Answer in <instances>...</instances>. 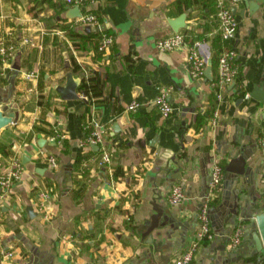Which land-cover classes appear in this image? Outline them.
<instances>
[{
	"label": "crops",
	"instance_id": "crops-1",
	"mask_svg": "<svg viewBox=\"0 0 264 264\" xmlns=\"http://www.w3.org/2000/svg\"><path fill=\"white\" fill-rule=\"evenodd\" d=\"M174 1L91 0L86 8L97 14L114 37L112 45L95 59L92 43L84 40L75 47L67 34V24L78 32L87 31L71 16L74 5L64 0H0V35L13 32L14 64L20 66L9 96L15 69L0 55V105H10L16 117L0 130V144H10L12 150L8 155L0 153V172L14 158L25 166L22 178L13 183L0 207V247L13 250L11 257H0V264H26L32 247L41 252L40 257L50 258L51 264L142 261L151 244L141 226L153 213L154 200L188 223L182 239L177 229L167 237L166 227L160 228L163 233L157 238L166 241L161 251L165 258L160 260L173 264L195 236L213 161L226 165L232 151L236 156L243 149L249 155L250 170L246 182L240 175L239 181H232L223 166L224 176L210 207L240 182L250 196L264 190V151L258 144L264 131V100L259 98L264 95V0H241L235 6L238 30L231 43L237 50L239 73L220 97L214 85L217 61L212 60V78L205 74L207 65L203 75L194 76L186 60V45L167 51L155 45L157 38L176 32L169 19L184 12L186 26L178 31L188 30L187 42L203 38L211 45L218 34L214 0L206 9L196 3L183 12L171 6ZM207 12L208 18L204 17ZM25 37L34 44L25 42ZM211 48L212 59L218 53ZM72 56L82 67L104 74L101 96L86 97L77 89L78 98H61L56 85L66 82L67 73L81 77V72L72 70ZM161 86L171 87L172 110L166 116L151 103ZM133 99L144 104L136 111L127 110L126 104ZM214 110L216 123L210 119ZM92 117L105 130L113 165L120 164L124 174L113 177L107 167L91 162L88 174L80 179L81 194H76L69 169L79 154L94 150L81 143L83 120ZM36 123L55 134L33 131L29 136ZM57 133L64 135L68 147ZM49 154L56 157V167L49 164ZM174 183L185 188V197L171 204L167 196ZM42 192L48 198L44 210H39ZM28 205L33 207V216L26 210ZM211 227L212 237L198 242L189 264H220L226 259L225 251L237 247L244 255L250 252L246 229L234 247L229 241L234 227L216 218L211 219ZM261 258L256 264H264ZM244 260L249 264L251 259Z\"/></svg>",
	"mask_w": 264,
	"mask_h": 264
},
{
	"label": "built area",
	"instance_id": "built-area-1",
	"mask_svg": "<svg viewBox=\"0 0 264 264\" xmlns=\"http://www.w3.org/2000/svg\"><path fill=\"white\" fill-rule=\"evenodd\" d=\"M70 5H77L80 8V15L75 18V23L97 28L101 31V36L98 41V49L101 51L107 50L113 43V34L106 30L98 19L96 13L88 10L86 6L91 0H64ZM241 0H214V18L217 22V29L222 41V49L217 56V75L214 85L218 86L219 91L217 96L220 97V92L231 81L235 80L239 73L237 58V50L232 45V40L236 37L238 30V19L232 11V7L238 5ZM13 32L6 31L0 35V55L2 61L7 63L10 69H13L14 58L16 55V42L12 36ZM25 42L34 44L33 39L29 37L24 38ZM155 45L160 51H167L186 45V60L188 62L190 72L194 75H203L204 69L207 65L208 58L211 57V45L203 38H194L187 42L185 34L180 31L172 32L166 36L159 37L155 41ZM32 73L27 74L28 76ZM171 87L161 86L158 89L155 97L151 101L160 113L164 116L168 115L172 110V105L169 100ZM143 102L133 99L126 104V109L130 111L138 110ZM264 106V103H263ZM212 123L217 122V111L214 110L210 117ZM91 126L90 134L83 138L81 143L86 146L92 144H101L102 152L100 157H92L84 161V165L88 166L91 162L96 163L99 167H107L111 173L112 169L110 163L112 160L113 150L111 145L108 146L105 136V130L100 129L97 119L92 117L89 121ZM62 138V133H57ZM258 144L264 151V131L258 137ZM47 160L52 167L58 165V161L53 154L47 156ZM25 171L24 164L17 158H14L11 164L0 172V207L4 200L8 198L10 188L13 183L22 178ZM224 176V167L218 161H213L211 166L210 178L206 191L201 197V204L197 212L198 228L195 231L194 238L189 241L186 246L175 256L173 264H189L195 248L200 240L204 237L211 238L213 230L211 227V220L209 216L210 201L215 197V194L221 184ZM185 197V188L180 183H174L168 193L167 200L171 204L178 203ZM48 198V193H41V200L38 204L39 210H44L45 202ZM245 228L243 224L234 226L230 235L231 246H237L244 234ZM13 255L11 248L0 247V257L9 258Z\"/></svg>",
	"mask_w": 264,
	"mask_h": 264
},
{
	"label": "water",
	"instance_id": "water-1",
	"mask_svg": "<svg viewBox=\"0 0 264 264\" xmlns=\"http://www.w3.org/2000/svg\"><path fill=\"white\" fill-rule=\"evenodd\" d=\"M70 13L72 17H77L80 15V8L74 5L70 8ZM233 13L236 14V7H232ZM186 13H182L175 18H170L169 23L175 31H178L180 27L186 26L185 24ZM86 30L90 27L87 25ZM13 68L15 69L14 75L9 80V96H11L14 88L15 75L17 74L19 65L13 63ZM212 59L208 58V63L206 67L205 74L212 78ZM234 81H231L228 87H232ZM80 79L75 78L72 73H67L66 82L64 84L56 85V90L63 99H73L78 98L77 93L78 84ZM259 89V88H258ZM259 98L264 100V95ZM15 111L10 107V105H0V130L9 126V124L15 121ZM116 128V127H115ZM37 136L42 138V134L38 133ZM94 150L98 149V144H92ZM235 156V151L231 152L234 156H231L225 165L226 176H232V181H239L238 176H243L242 181L246 182V176L250 170V166L247 164L248 153L244 152L243 149L238 151ZM243 182L235 187L229 193H224L221 196L220 202L217 205H213L209 208L210 220L216 218L220 223L234 225L241 222L245 227L248 235L251 237L252 248L248 254H243V249L237 247L234 249H229L225 251L226 259L221 261L220 264L224 263H237V264H247L244 260L245 257H254L255 260H250L249 264H256L261 255H264V190H259L258 195H249L243 190ZM153 213L144 221L141 226L142 235L146 236L145 240L151 244V246L144 251V259L135 263H123V264H163L160 258H165L163 256V245L166 241L160 236L163 231L160 230L161 227H166L164 233L167 237L171 236V233L177 229L180 234V238L185 235V225L188 224L187 221L182 220L173 213L169 206L160 205L155 200L152 201ZM26 210L30 216L34 215L33 207L28 205ZM216 214V215H214ZM155 236V237H154ZM263 252V253H262ZM40 251L31 248L30 253L26 257V264H51V259L48 257H40ZM241 257L243 260H241ZM260 257V258H259Z\"/></svg>",
	"mask_w": 264,
	"mask_h": 264
},
{
	"label": "trees",
	"instance_id": "trees-1",
	"mask_svg": "<svg viewBox=\"0 0 264 264\" xmlns=\"http://www.w3.org/2000/svg\"><path fill=\"white\" fill-rule=\"evenodd\" d=\"M213 0H175L174 2H172L171 6H177L178 10L180 12L185 11L187 8L193 6L196 3H200L201 8L202 9H206V7H208L210 5V3ZM214 13V11H213ZM206 18H208V12L205 13ZM214 17V14H213ZM67 34L70 38L73 39V45L75 47H80L81 43L86 40L90 43H92L93 48H94V58L97 59L98 57L102 56V51L98 49V41L99 38L101 36V31L97 28H93V29H89L85 32H78L76 30L73 29V24H67L65 26ZM207 27H205L206 29ZM107 30V29H106ZM188 30H184L183 33L185 34V37L187 39L188 37ZM211 45L215 50V53H219L220 50L222 49V41L220 39V35L219 33L216 34L214 36V38L211 39ZM217 55H213L212 56V60L214 62V64L217 61ZM71 64H72V70L73 71H79L81 72V77H80V82L78 84V91L80 92L81 95L86 96V97H99L103 94V87H104V83H105V76L102 72H100L98 69L92 68V67H87L84 68L82 67V65L80 63H78V61L75 59L74 56L71 57ZM216 87V92L215 94H217V92L219 91L218 86ZM91 118H85L83 120V126L85 129V136L84 138H86L91 131V126L89 125V121ZM43 122V121H40ZM34 132H48L51 134H55L53 129H48L46 128L44 125H42V123H36L33 126V130L30 131L29 136L32 135V133ZM56 140L58 139V136L55 137ZM62 144L65 147H68L69 142L67 141V139L62 138ZM12 152L11 150V145L10 144H4L1 143L0 144V153L2 155H8ZM102 152V147L101 144H98V149L97 150H92L89 149L87 151L82 152L81 154H79L75 161L71 164L70 169H69V176L72 177V181L77 185V187L74 188L76 194H81V191L83 189V184L80 183V179L85 177L88 172H89V165L85 166L83 163L85 160H89L92 157L98 158L100 157ZM113 158V156H112ZM222 166H225L223 162H221ZM110 167L112 169V176L113 177H118V176H122L124 174V170L122 168V166L120 164H114L111 161L110 163ZM213 201V199L210 201ZM208 237H204L202 238L203 241H208ZM261 261L264 262V255H261ZM252 261L255 260V256L254 257H249Z\"/></svg>",
	"mask_w": 264,
	"mask_h": 264
}]
</instances>
